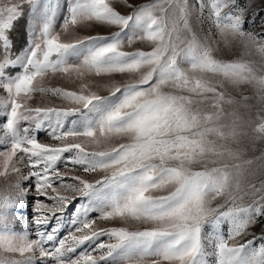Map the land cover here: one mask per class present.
Instances as JSON below:
<instances>
[{"label": "snow or ice", "instance_id": "obj_1", "mask_svg": "<svg viewBox=\"0 0 264 264\" xmlns=\"http://www.w3.org/2000/svg\"><path fill=\"white\" fill-rule=\"evenodd\" d=\"M39 3L0 0V264H264V28H244L252 0H70L59 28L45 23L17 53L13 26ZM117 73L134 79L94 90ZM56 77L78 90L43 86ZM37 94L66 106H33ZM110 97L94 122L65 127ZM117 136L131 142L110 146ZM98 187L111 189L99 215L77 204L61 235L68 205ZM25 198L34 237L16 228Z\"/></svg>", "mask_w": 264, "mask_h": 264}, {"label": "rangeland", "instance_id": "obj_2", "mask_svg": "<svg viewBox=\"0 0 264 264\" xmlns=\"http://www.w3.org/2000/svg\"><path fill=\"white\" fill-rule=\"evenodd\" d=\"M70 0H40L39 5L37 6V10L29 9L27 10L14 24L13 30L10 34V38L12 40L18 39L20 36V25L24 23L23 30L25 32L26 41L23 43H17L16 52L24 53L29 49L30 46V38H35L36 34L39 32L40 28L45 24L49 23L53 29H58L59 26L63 23L66 15L68 14V5ZM243 3H247L248 0H242ZM254 7L249 10L247 13V18L244 23V28L248 31H260L261 28H264V0H252ZM195 23V22H193ZM94 30H103V29H94ZM83 34V33H80ZM75 35L74 33L66 34L65 39H71ZM218 38V37H217ZM14 44V43H13ZM221 47L223 45L221 44ZM143 50H150V47H144ZM85 49H81L74 54H69L67 59L69 62H78L79 59L84 55ZM94 90L96 84L99 86V91L101 94L107 95V86L112 83H120V82H131L134 79V75L128 74H112L111 76L104 77H96ZM43 86L45 87H63L67 90H78V86L72 84L68 79L62 78H50L44 81ZM119 96V94H117ZM118 102L115 97H110L108 100H105L100 105L96 106L94 111L87 110V116L77 118L76 116L69 117L65 120V127H69L75 122L77 125H82L85 121L94 122L104 111L107 110L112 104ZM67 102H63L58 98L51 96H41L37 94L34 97L33 106H38L42 104H54L57 106H66ZM0 113H2V109H0ZM47 130L42 129L38 136L41 140L48 143H58L53 141L51 137H48L46 134ZM131 142L128 137L117 136L114 137L112 141H110V146H114L119 143H128ZM250 158V157H249ZM60 170L65 171L63 164L60 165ZM198 170V169H197ZM68 182H71L70 180ZM111 189L109 188H100L98 187L93 193H90L88 197L78 198L72 203H70L65 210L61 224L62 227L60 229V234L63 235L65 231L70 230L69 226L73 219V213H76L77 218L81 215V213L77 212V204H82L83 207L87 210L86 218H91L99 215V212L96 210L107 203L108 197L110 196ZM159 194H167L166 191L157 193ZM16 215L20 218L21 222H18L16 228L18 231H25L30 237H34L35 235V226L31 223H26L23 221H31L32 219V207L28 203L27 198H25V203L22 208L16 210ZM75 225H72L74 227ZM109 226H112L111 224ZM141 228L146 227L140 226ZM206 230L209 232L213 231V227L208 225ZM221 230L226 234L228 230V224L221 225ZM250 235L248 239L252 238V235L259 236L261 235L260 225L252 226L249 229ZM259 241H257L258 246ZM79 254V253H77ZM150 259V258H149ZM208 264H215V257L209 256L207 257ZM36 264H41L40 261H36Z\"/></svg>", "mask_w": 264, "mask_h": 264}, {"label": "trees", "instance_id": "obj_3", "mask_svg": "<svg viewBox=\"0 0 264 264\" xmlns=\"http://www.w3.org/2000/svg\"><path fill=\"white\" fill-rule=\"evenodd\" d=\"M19 27H20V34H18V35L20 37L18 39H16V40H13V43H14L13 44V47H14L15 51H16L17 43H23V42L26 41V39H25V32L23 30L24 23L22 25H20Z\"/></svg>", "mask_w": 264, "mask_h": 264}]
</instances>
